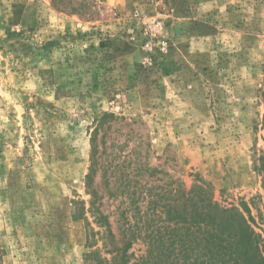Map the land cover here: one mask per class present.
I'll use <instances>...</instances> for the list:
<instances>
[{"label":"rangeland","instance_id":"1","mask_svg":"<svg viewBox=\"0 0 264 264\" xmlns=\"http://www.w3.org/2000/svg\"><path fill=\"white\" fill-rule=\"evenodd\" d=\"M95 130L116 238L201 189L264 250V0H0V264L120 262Z\"/></svg>","mask_w":264,"mask_h":264},{"label":"trees","instance_id":"2","mask_svg":"<svg viewBox=\"0 0 264 264\" xmlns=\"http://www.w3.org/2000/svg\"><path fill=\"white\" fill-rule=\"evenodd\" d=\"M96 130L90 138V169L85 178L89 209L99 231L90 230V236L99 235L103 246L120 258L118 264H130L127 252L138 240L147 248L146 255L140 256L135 264H163V260L170 257L172 260L168 264H186L193 256L191 264H264V250L248 220L237 209H220L213 200L202 198L201 189L172 190L166 204L167 232L145 233L134 230V225L127 223L116 238L107 217L102 214L100 198L92 185L98 157Z\"/></svg>","mask_w":264,"mask_h":264}]
</instances>
